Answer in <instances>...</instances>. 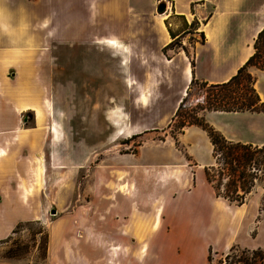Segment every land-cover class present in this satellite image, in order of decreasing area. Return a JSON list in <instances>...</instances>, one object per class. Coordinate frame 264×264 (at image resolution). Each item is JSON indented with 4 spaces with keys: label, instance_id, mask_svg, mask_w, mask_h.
I'll use <instances>...</instances> for the list:
<instances>
[{
    "label": "crops",
    "instance_id": "crops-1",
    "mask_svg": "<svg viewBox=\"0 0 264 264\" xmlns=\"http://www.w3.org/2000/svg\"><path fill=\"white\" fill-rule=\"evenodd\" d=\"M8 1L6 4L0 0V13L11 9L13 3ZM33 1L40 10L47 9L42 5L43 0ZM247 1L233 0L230 9L219 8L202 23L205 41L195 50L194 65L187 63L184 67L188 80L184 81L181 97L170 112L169 120L192 75L198 81L208 83L227 81L253 53L254 38L264 27V4L248 10ZM65 8L62 1V9ZM184 8L178 3L179 13H183ZM67 9L80 11L79 4L74 2ZM161 22L163 30L160 34L167 40L168 32L163 20ZM110 36L114 35L98 40L103 42ZM63 38L17 39L0 29V188L16 186L18 174L23 176L21 178L27 185H32V173L43 171L40 185L44 183L50 187L57 184L58 194L52 193V196H56L61 205L63 203L67 212L74 202L76 186L61 188L57 181L78 178L83 149L67 144L58 122L53 123L52 119L54 108L49 95L52 57L47 45L56 41L61 43L60 56L66 60ZM39 43L46 45L40 46ZM73 54L83 59L77 69L73 62H64L70 66L71 73L68 74H72L75 83V77L81 74H94L91 59L95 57L81 51ZM249 71L255 77L254 87L264 102V70L251 67ZM68 74L62 71L61 82ZM135 84L140 90L135 101L143 107L151 100L155 84L151 78L147 81L143 78L142 82L135 81ZM148 108L146 119L151 120L160 114L155 106ZM201 115L213 125L216 124L213 119L224 115L264 119V114L248 111H203ZM105 120L117 127L118 136L160 128L159 125L148 126L132 120L129 115H122L113 108L106 110ZM215 127L227 139L264 144V141L256 143L252 139L256 134L232 137L217 124ZM197 129L200 128L191 125L180 133L179 141L185 152L174 142L164 139L162 144L142 142L136 152L123 156L125 163L121 166L97 164L92 174L100 178L91 185L93 192H89L91 211L88 217L77 209L64 213L52 227L47 246L50 264H208L210 253L211 256H221L233 245L246 249L264 248V189L260 209L259 194L247 204L250 192L244 203L236 207L226 205L224 199L216 197L204 173L212 156L211 159L207 156L209 148L204 154L194 141ZM87 133L72 135V139L95 138L90 130ZM207 142L211 146L209 139ZM40 156L43 161L35 162L34 158L37 160ZM116 172L122 174L120 179H117ZM10 201L4 199V206L0 208V238L6 237L22 220H42L41 208L48 200L39 191L33 195L26 193L22 200H17L19 208L8 205ZM54 210L55 215L60 214L58 208ZM260 264H264V260Z\"/></svg>",
    "mask_w": 264,
    "mask_h": 264
},
{
    "label": "rangeland",
    "instance_id": "rangeland-1",
    "mask_svg": "<svg viewBox=\"0 0 264 264\" xmlns=\"http://www.w3.org/2000/svg\"><path fill=\"white\" fill-rule=\"evenodd\" d=\"M1 1L6 4L9 2ZM43 1L42 5L47 8L46 10H40L39 6L35 5L36 1L33 0H10L13 3L11 9L0 13V29L17 39L33 37L34 40L41 41L45 37L52 39H56L57 36L60 39L64 37L63 56L66 60L61 59V43L56 41L47 45L52 57L49 80L50 101L54 108L52 119L53 123L58 122L61 133L66 136L67 144L80 146L83 149L80 154L81 168L75 180L72 178L70 180L69 177L57 181L60 182L61 188L68 185L76 186L74 202L67 212L62 207L63 203L61 205L56 200V196H52V193L58 194L57 184L50 187L44 186V183L43 186L40 185L43 171L32 173L30 178L33 179L30 182L32 185H27L26 180L21 178L23 176L18 174L16 186L0 188L1 209L4 206V199L11 200L8 205L13 208L21 207L17 200H22L26 193L33 195L40 191L43 198L48 200L44 203V208H41L44 215L42 220H22L29 223L20 225L15 229V233L10 232L9 238H6L8 235L0 238V264H50L47 258V246L52 227L64 213L77 209L83 216L88 217L91 211L89 192H93L94 187L91 185L100 178L92 174L97 164L103 167L107 164L121 166L125 163L123 156L136 152L142 142L153 141L162 144L161 141L167 139L185 152L176 128L171 130L167 128L170 122L169 114L181 97L184 81L188 80L184 67L187 63L190 64V58L194 61L195 50L205 41H202L199 33L202 23L219 8L230 9L233 2V0ZM62 1L66 8L73 2L76 5L79 4L80 11L62 9ZM162 2L165 4V10L159 13L157 6ZM178 3L185 6L183 13H179L177 9ZM262 4L264 0H248L245 5H247L246 9L251 10ZM162 20L168 32L167 40L163 39L162 33L160 34L163 30ZM110 34L118 38L122 49L109 47L98 40ZM173 35L176 36L172 38ZM114 36L108 38L116 39ZM168 43L169 45L162 52V48ZM39 45L45 46L46 43H39ZM77 50L95 57L91 59L94 74L91 76L81 74L80 77H75L74 83L72 74H68L71 73L70 66L68 67L64 62H73L77 69L83 62L82 56L75 57L73 54L74 51L78 52ZM62 71L68 74L64 82H61L60 78ZM143 78L146 81L151 78L155 89L152 90L151 100L140 107V102L135 101L137 94L140 93V90L136 89L138 84H135V81L140 83ZM132 81L134 83L130 84ZM199 100H201L199 96L189 98V102ZM154 106L158 108L160 114L151 120L146 119L145 116L148 113L146 109H152ZM111 108L119 110L122 115H129L132 120L141 121L148 126L159 125L160 128L157 131L150 130L136 135L118 136L117 127L105 120V112L110 111ZM205 121L213 127L217 124L232 137H251V134H256V137L252 138L256 143L264 141V119L250 120L240 116L224 115L222 118L213 119L216 123L214 125L209 120ZM88 130L95 134L94 139H72V135L88 134ZM216 130L219 129L216 128ZM172 135L177 139L176 142ZM194 141L204 154L209 148L207 156L211 159V146L207 142L206 133L197 129ZM186 158L191 159L188 155ZM34 160L37 163L43 161L42 156ZM115 174L117 179L122 177L120 172ZM263 189L264 180L247 197V204L252 201L255 194H259L260 209ZM6 191L9 193L6 194ZM224 202L231 207L237 206L225 199ZM57 208L60 214L55 215L50 212L51 209ZM72 222H75L74 218ZM218 258L219 256H212V262Z\"/></svg>",
    "mask_w": 264,
    "mask_h": 264
},
{
    "label": "trees",
    "instance_id": "trees-1",
    "mask_svg": "<svg viewBox=\"0 0 264 264\" xmlns=\"http://www.w3.org/2000/svg\"><path fill=\"white\" fill-rule=\"evenodd\" d=\"M204 41V34L199 32ZM175 36L173 35L172 38ZM169 45H165L163 50ZM253 53L227 81L208 83L198 81L192 75L184 96L180 99L167 128H176L180 134L187 126L194 125L203 130L211 144L212 162L205 167L207 182L214 195L229 203L241 205L252 190L264 180V144L244 143L225 138L201 115L203 111L256 112L264 114V102L261 101L255 87V77L249 71L254 67L264 70V27L253 42ZM191 66L194 61L190 58ZM195 90V91H194ZM191 96L201 97L197 102H189ZM176 142V138L172 135ZM18 222L11 231L15 233ZM47 234V231H45ZM9 238V235L6 237ZM264 260V248L246 249L231 246L225 254L212 262L211 253L208 264H260Z\"/></svg>",
    "mask_w": 264,
    "mask_h": 264
},
{
    "label": "bare ground",
    "instance_id": "bare-ground-1",
    "mask_svg": "<svg viewBox=\"0 0 264 264\" xmlns=\"http://www.w3.org/2000/svg\"><path fill=\"white\" fill-rule=\"evenodd\" d=\"M104 44L108 45L109 47H115V48H121V44L119 41L113 39V38H108L106 40L103 41ZM123 48V47H122ZM121 48V49H122ZM189 72L188 68H186V73Z\"/></svg>",
    "mask_w": 264,
    "mask_h": 264
},
{
    "label": "water",
    "instance_id": "water-1",
    "mask_svg": "<svg viewBox=\"0 0 264 264\" xmlns=\"http://www.w3.org/2000/svg\"><path fill=\"white\" fill-rule=\"evenodd\" d=\"M165 10V4L162 2V3H159L158 6H157V11L159 13H162L163 11ZM52 214L55 213V210L54 209H51L50 211Z\"/></svg>",
    "mask_w": 264,
    "mask_h": 264
}]
</instances>
